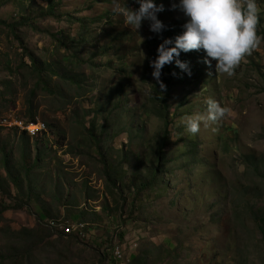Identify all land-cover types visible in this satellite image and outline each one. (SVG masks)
Wrapping results in <instances>:
<instances>
[{"label":"rangeland","instance_id":"rangeland-1","mask_svg":"<svg viewBox=\"0 0 264 264\" xmlns=\"http://www.w3.org/2000/svg\"><path fill=\"white\" fill-rule=\"evenodd\" d=\"M156 2L165 25L186 23L172 10L179 0ZM257 5L261 43L231 76L216 61L183 80L174 63L162 70L164 84L172 78L171 137L153 176L166 130L154 99L166 90L152 76L160 40L149 23L129 27L112 0H0V264H120L116 245L138 258L129 264H264V0ZM209 99L230 111L209 121ZM32 116L44 133L29 138L15 124ZM195 116L193 135L186 119ZM77 216L88 239L63 240L60 224Z\"/></svg>","mask_w":264,"mask_h":264},{"label":"clouds","instance_id":"clouds-1","mask_svg":"<svg viewBox=\"0 0 264 264\" xmlns=\"http://www.w3.org/2000/svg\"><path fill=\"white\" fill-rule=\"evenodd\" d=\"M112 2L113 12L123 16L125 24L129 27L140 30L144 22H148L149 30L157 35L167 29V26L158 18V14L165 11V6L162 3L157 4L156 0H134L139 5L138 8L128 5L122 7L119 0H112ZM177 9L186 18L183 32L174 39H164L157 48L156 58L150 63L154 69L152 76L159 83L162 92L167 87L161 80L162 70L166 65L174 63L181 72L191 75L188 63L180 60L182 52L203 50L206 53V64L211 66L212 61H216L217 73H226L231 76L241 61L251 55L261 43L262 38L257 33L259 22L257 0H179L178 4H172V10ZM173 75L176 76L177 73L173 72ZM229 111L213 99L207 101V119L209 121L214 122L223 118ZM202 119L199 116L188 117L186 119L187 131L193 135L197 134ZM24 124L37 126L42 123L36 120L35 123L26 122ZM23 133L31 138L27 132ZM74 222L66 225L65 222L60 224V228L67 238L72 236L78 237L80 240L88 239L90 225L84 222ZM58 223L59 221L54 222V225L51 223V226L57 227ZM80 224L87 225L86 238L80 237L77 233H67L68 227ZM116 246L112 248L113 254ZM129 257L131 261L134 253H131Z\"/></svg>","mask_w":264,"mask_h":264},{"label":"trees","instance_id":"trees-1","mask_svg":"<svg viewBox=\"0 0 264 264\" xmlns=\"http://www.w3.org/2000/svg\"><path fill=\"white\" fill-rule=\"evenodd\" d=\"M165 9H167L166 6H165ZM50 15H53L52 9H51ZM29 22H31V20ZM183 25H184V23H181L180 21L176 22V24H172V23L166 24L167 29L162 34L158 35L159 40H160L159 41L160 44L163 42L164 39H169V38L174 39L176 36L181 35L183 32ZM205 59H206V53L203 50H200V51L193 50L191 52L186 53V55L183 58H180L181 61L187 62L189 66L192 65V61L198 62V64H200L202 66L200 69H198V68L195 69L194 67H190L191 75H188L185 72L184 76L181 77V80H183L184 78L185 79L191 78L195 74V71L200 76H202V75L204 76V72H205L204 70L209 68L208 64L205 63ZM212 63H211V65H212ZM168 78H170V79L169 80L167 79L168 81H165V85L167 86L166 87V95L165 96H164V94L161 95V92H160V95L154 99L158 104L161 105L160 114H161V117L166 120V124H165L166 130H165V136L163 137V140L160 142V145L158 146V148L155 151V155H156V159L158 161V167L159 168L155 169V171H154L155 174L153 176L157 175V172L162 168L163 163L166 160V148L169 147L168 146L169 145V137H171L170 127H171L172 121L169 120L170 116L167 115V112H169L168 111V109H169L168 102H169V98H170L169 97L170 91L172 89V86H171V79L172 78L171 77H168ZM35 121H36V118L32 116L29 123H35ZM143 130H139V133L143 134ZM244 157L247 160L250 159L251 161L254 162V158H253L254 156L253 155L249 154L248 156L246 155ZM3 162H4V166L6 168V171H7L8 175L10 176L11 180L13 181V183L16 186H18L20 184L21 180L18 176H15V175H13V173H11L13 170V168L11 166V156L8 155L7 153H5L4 157H3ZM38 163H39V160L36 159L35 164L38 165ZM254 165L256 166V163H254ZM27 172L30 174L32 172V170H28ZM141 187H142V189L143 188L146 189V188H148V185L145 182H143ZM41 217L43 220H45L47 215L43 214ZM80 218H81L80 216H77V217H75L74 220L77 221V220H80ZM53 221L58 222L59 220H53ZM58 224H60V223H58ZM27 231H29V230H27ZM35 232H37V230L34 232L32 231V233H35ZM43 232L48 233V230L45 229ZM261 232L264 235V227L261 228ZM59 236L61 238H63V240L67 239V236L65 235V233L63 231L59 232ZM70 238L72 240L75 239V241H77V242L80 241V239L78 237H72L71 236ZM132 260H133V262H136V261H138V258L134 256V257H132Z\"/></svg>","mask_w":264,"mask_h":264},{"label":"built area","instance_id":"built-area-1","mask_svg":"<svg viewBox=\"0 0 264 264\" xmlns=\"http://www.w3.org/2000/svg\"><path fill=\"white\" fill-rule=\"evenodd\" d=\"M15 125L21 131H22L23 128H32L34 132L41 131V128L39 127V125H37V126H26L22 122L16 123ZM66 231H67V229H66ZM67 233L68 234H76L77 233L82 238H86L87 237L86 231L83 230V227H81L79 225H75V230L74 231H67ZM114 254H115L116 259L118 260V263H120V264H129L130 257H129V255L126 254L125 249L121 245H117L116 246Z\"/></svg>","mask_w":264,"mask_h":264},{"label":"bare ground","instance_id":"bare-ground-1","mask_svg":"<svg viewBox=\"0 0 264 264\" xmlns=\"http://www.w3.org/2000/svg\"><path fill=\"white\" fill-rule=\"evenodd\" d=\"M39 127L41 128V131H37V132H34L32 128H23L22 130H25V132H29L31 134V132H34L35 133V136H38L39 133H42L44 131L43 127H42V124H38ZM27 130V131H26ZM32 135V134H31ZM80 226V225H79ZM83 226V228H85V225H81V227ZM75 230V226L71 227L70 230L68 231H74ZM84 230V229H83Z\"/></svg>","mask_w":264,"mask_h":264}]
</instances>
